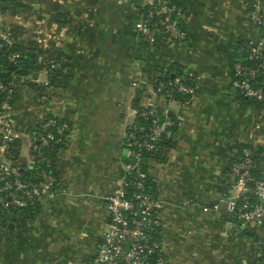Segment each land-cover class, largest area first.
<instances>
[{
    "label": "crops",
    "instance_id": "obj_1",
    "mask_svg": "<svg viewBox=\"0 0 264 264\" xmlns=\"http://www.w3.org/2000/svg\"><path fill=\"white\" fill-rule=\"evenodd\" d=\"M186 38L149 47L137 32L144 0H16L6 27L34 57L42 85H22L12 117L23 133L49 117L70 125L56 157L59 188L34 215L0 225V264H87L109 216L105 197L116 186L140 108L183 112L166 160L149 167L161 202L160 264H264L256 223L243 225L217 203L233 182L237 148L264 151V112L231 87V67L249 44L264 42L252 21L254 1L177 0ZM68 59L71 74L50 85V63ZM183 75L197 95L185 105L155 93L156 80ZM49 80V83L46 84ZM264 171V161L261 163ZM12 225V226H11Z\"/></svg>",
    "mask_w": 264,
    "mask_h": 264
},
{
    "label": "built area",
    "instance_id": "obj_2",
    "mask_svg": "<svg viewBox=\"0 0 264 264\" xmlns=\"http://www.w3.org/2000/svg\"><path fill=\"white\" fill-rule=\"evenodd\" d=\"M16 0H0V56L16 45V38L6 27V17ZM143 19L137 32L149 47L163 49L183 41L185 9L174 0H144ZM252 21L264 32V3L254 1ZM20 53H11L0 61V77L10 75L8 82L0 80V225H7L15 217L34 215L46 196L59 188L56 157L66 146L70 125L63 119L49 117L32 129L20 133L12 117L18 91L22 85H42L40 73L17 77L9 67L17 65ZM61 69L66 77V61L50 63ZM231 87L242 97L256 103L264 112V42L249 44L244 56L231 67ZM49 83V80L46 84ZM155 93L168 103L178 100L182 106L197 95V89L183 75L158 79ZM139 118L146 122L131 128L135 133L146 132L143 139L129 144L128 158L123 164L115 188L105 197L108 207L106 230L96 248V255L87 264H160L162 254L163 221L161 202L148 187L147 170L142 166L144 153L155 155L162 139H172L184 121L183 112L170 115L155 105L140 108ZM38 130H40L38 132ZM127 158V159H128ZM264 151L244 145L236 149L230 170L233 182L225 195L211 209H224L228 215L240 219L243 225L256 223L264 231V171L261 163ZM264 257V235L259 241Z\"/></svg>",
    "mask_w": 264,
    "mask_h": 264
},
{
    "label": "trees",
    "instance_id": "obj_3",
    "mask_svg": "<svg viewBox=\"0 0 264 264\" xmlns=\"http://www.w3.org/2000/svg\"><path fill=\"white\" fill-rule=\"evenodd\" d=\"M177 4L182 5L181 2L174 0ZM11 53H20L21 54V58L18 60L17 65H11L9 67V71L10 73L16 75L17 77H27L30 76L33 73V64L35 62L34 57L30 56V54L24 50H21V48L17 45L13 46L10 50L8 51H4L3 53H1L0 56V61H4L5 62V58L9 56V54ZM60 61H66V67H68V72L66 73V76H69L71 74V66L70 63L68 61V59L66 58H59L55 64H57V62ZM49 72L51 73L50 76V85H55V84H59L60 83V78H61V69H52L51 65L49 66ZM172 74H167L164 76V78L162 79H169L172 78ZM10 75L7 76H3L0 77V80H2L3 82H8V79L10 78ZM30 87H36L37 85H33L30 84ZM176 98H182V96L180 94H176L175 95ZM139 124L141 125H145L146 127H148V125H146V122L142 121V119H138ZM40 130H38L39 132ZM134 131L130 132L129 135V144H133L134 142H136L137 139H143L146 132H138L135 133V138L132 137ZM173 141L169 140V139H162V141H160L159 143V149L157 151V153L155 155H151L149 153H144L143 156V160H142V166L144 167L145 170L148 169L149 167V160L150 159H154L158 162H164L166 160V152L167 150L173 146ZM134 147H130L129 149L132 150ZM130 161V159H127V163ZM148 187H149V181H148Z\"/></svg>",
    "mask_w": 264,
    "mask_h": 264
},
{
    "label": "water",
    "instance_id": "obj_4",
    "mask_svg": "<svg viewBox=\"0 0 264 264\" xmlns=\"http://www.w3.org/2000/svg\"><path fill=\"white\" fill-rule=\"evenodd\" d=\"M175 75L172 76V78H174ZM129 150L128 149H125L124 152H123V157H122V160L125 161L126 160V157H127V154H128ZM12 226V225H11Z\"/></svg>",
    "mask_w": 264,
    "mask_h": 264
}]
</instances>
